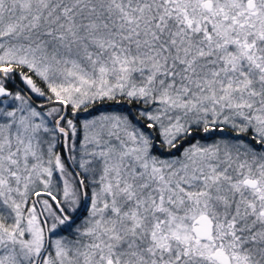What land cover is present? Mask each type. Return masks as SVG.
<instances>
[{
	"label": "snow or ice",
	"instance_id": "obj_1",
	"mask_svg": "<svg viewBox=\"0 0 264 264\" xmlns=\"http://www.w3.org/2000/svg\"><path fill=\"white\" fill-rule=\"evenodd\" d=\"M0 264H264V0H0Z\"/></svg>",
	"mask_w": 264,
	"mask_h": 264
},
{
	"label": "trees",
	"instance_id": "obj_2",
	"mask_svg": "<svg viewBox=\"0 0 264 264\" xmlns=\"http://www.w3.org/2000/svg\"><path fill=\"white\" fill-rule=\"evenodd\" d=\"M111 108H116L118 107L115 102H112L111 105H110ZM93 114H95L94 110H93ZM85 116H87V114H82V118H84Z\"/></svg>",
	"mask_w": 264,
	"mask_h": 264
}]
</instances>
